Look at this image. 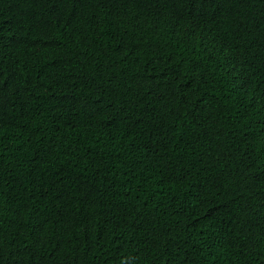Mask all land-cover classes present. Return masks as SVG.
I'll list each match as a JSON object with an SVG mask.
<instances>
[{
	"label": "trees",
	"instance_id": "trees-1",
	"mask_svg": "<svg viewBox=\"0 0 264 264\" xmlns=\"http://www.w3.org/2000/svg\"><path fill=\"white\" fill-rule=\"evenodd\" d=\"M0 264H264V0H0Z\"/></svg>",
	"mask_w": 264,
	"mask_h": 264
}]
</instances>
